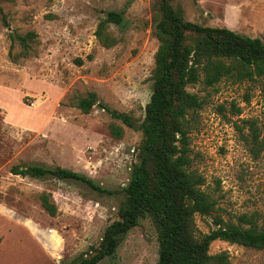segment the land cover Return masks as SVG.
<instances>
[{"label": "rangeland", "instance_id": "obj_1", "mask_svg": "<svg viewBox=\"0 0 264 264\" xmlns=\"http://www.w3.org/2000/svg\"><path fill=\"white\" fill-rule=\"evenodd\" d=\"M186 20L225 26L264 42V0H172ZM154 0H0L9 26L0 20V264H69L99 244L118 218L123 187L137 161L141 132L112 118L97 101L84 113L75 96L97 99L140 121L152 88ZM122 12V26L108 23L105 46L95 34L106 11ZM33 31L29 54L8 31ZM11 48V49H10ZM11 50V56L9 55ZM80 59V63L76 62ZM203 101L187 115L190 169L225 219L255 214L264 223V143L253 156L243 141V119H254L264 142V80L187 86ZM111 123L121 126L114 137ZM40 164L54 173L42 178L10 172L12 165ZM58 168L92 179L61 178ZM46 192L55 215L41 206ZM195 226L207 232L205 217ZM157 230L140 218L113 258L96 264H157ZM226 251L229 264H264V250L216 239L209 253Z\"/></svg>", "mask_w": 264, "mask_h": 264}, {"label": "trees", "instance_id": "obj_2", "mask_svg": "<svg viewBox=\"0 0 264 264\" xmlns=\"http://www.w3.org/2000/svg\"><path fill=\"white\" fill-rule=\"evenodd\" d=\"M154 1L153 33L158 45L151 93L142 119L136 121L130 114L109 107L92 91L70 101L84 113L97 101L112 118L139 130L141 140L137 161L123 187L125 197L117 209L118 218L105 227L91 253L80 254L69 264H96L104 258H113L126 233L146 216L157 230V264H229L226 251L209 253L210 243L216 239L264 250V223L258 225L254 213H242L236 221L225 219L215 200L202 189L203 177L190 169L187 119L188 113L203 103L187 89L188 85L264 80V42L225 26H205L186 20L182 9L174 6L172 0ZM0 20L9 26L1 9ZM108 23L122 26V12L106 11L98 23L95 34L105 46L114 41L104 32ZM7 35L10 47L17 41L22 55L29 54L36 36L33 31L9 30ZM76 62L80 63V59ZM243 123L247 128L243 141L252 155L258 156L263 150L262 130L254 119H243ZM109 129L114 137L122 134L121 126L114 123ZM58 171L61 178L80 180L105 191L84 174L63 168ZM10 172L42 178L54 170L40 164H16ZM38 199L49 215H55L57 208L48 193L41 192ZM196 214L207 220V232L196 228Z\"/></svg>", "mask_w": 264, "mask_h": 264}, {"label": "water", "instance_id": "obj_3", "mask_svg": "<svg viewBox=\"0 0 264 264\" xmlns=\"http://www.w3.org/2000/svg\"><path fill=\"white\" fill-rule=\"evenodd\" d=\"M55 174H56L57 176H59V175H60V172H59V171H56Z\"/></svg>", "mask_w": 264, "mask_h": 264}]
</instances>
